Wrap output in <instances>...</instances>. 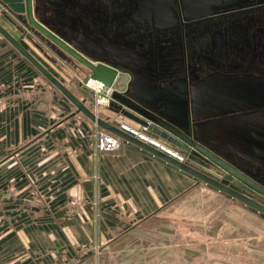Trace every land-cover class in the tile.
Segmentation results:
<instances>
[{
  "label": "flooded vegetation",
  "instance_id": "1",
  "mask_svg": "<svg viewBox=\"0 0 264 264\" xmlns=\"http://www.w3.org/2000/svg\"><path fill=\"white\" fill-rule=\"evenodd\" d=\"M31 10L84 60L125 70L118 75L127 83L121 107L165 117L264 190V0H31ZM16 22L89 78L82 63L25 19ZM108 105L120 107L112 99ZM188 148L184 159L189 153L264 206L262 190Z\"/></svg>",
  "mask_w": 264,
  "mask_h": 264
},
{
  "label": "crops",
  "instance_id": "2",
  "mask_svg": "<svg viewBox=\"0 0 264 264\" xmlns=\"http://www.w3.org/2000/svg\"><path fill=\"white\" fill-rule=\"evenodd\" d=\"M6 14L0 25L54 70L43 38L21 32ZM96 127L0 35V264H98L99 249L198 188L190 175L130 144L95 153Z\"/></svg>",
  "mask_w": 264,
  "mask_h": 264
},
{
  "label": "rangeland",
  "instance_id": "3",
  "mask_svg": "<svg viewBox=\"0 0 264 264\" xmlns=\"http://www.w3.org/2000/svg\"><path fill=\"white\" fill-rule=\"evenodd\" d=\"M48 54L44 57L54 67L49 72L78 99L86 97L92 108L81 71L51 51ZM95 107L102 113L99 115L114 113L108 103ZM196 181L194 194L186 193L136 231L99 249L98 264H264L261 213L202 180Z\"/></svg>",
  "mask_w": 264,
  "mask_h": 264
},
{
  "label": "water",
  "instance_id": "4",
  "mask_svg": "<svg viewBox=\"0 0 264 264\" xmlns=\"http://www.w3.org/2000/svg\"><path fill=\"white\" fill-rule=\"evenodd\" d=\"M190 6L191 4L188 3ZM193 5V4H192ZM0 6L4 9L0 11V14L8 13L14 19L26 20V22L40 32L45 38L50 40L52 43L57 45L60 49L64 50L80 63H82L88 71V76L91 80L96 81L101 84L102 88L112 86L113 89H118V92H114L111 95V99L117 101L120 104L119 109L114 111L115 116L118 118H126L133 122L135 126H144L146 131L151 134L153 137L166 142L168 145H172L174 148L181 151H188L190 146L193 151L196 150L197 153L201 154L205 158L212 161L220 169L225 170L231 173L234 177L240 179L242 182H245L256 190L261 191L262 189L253 186L250 181L240 174V172L230 166L224 159L214 154L205 147L199 145L194 141L193 138H190L183 134L176 126H173L165 117H161L157 114L150 113L141 109H133L136 114L128 112L126 109L121 107V105L127 106L125 101H122V97L127 95V83L121 82L119 74L124 72L123 68H119L116 65H102V64H93L84 60L73 48H76L74 44L67 46L62 40L55 36L52 32L41 26L37 23L32 16L31 10V0H0ZM0 35L11 45L14 49L24 57L44 78L55 88L57 89L66 100H68L74 107L76 112H80L91 122H93L97 127L103 128L120 138L126 141L127 144H130L142 152L149 154L150 156L160 160L164 164L170 166L171 168L184 172L193 179H199L203 182L211 185L216 190L226 193L228 196L239 200L245 205L251 207L257 212L264 214V206L243 194L233 190L228 185L225 184V181L220 180V177L208 169L199 166L194 163L191 159L179 160L173 154L167 150H163L161 147L155 146L153 143H146L135 136L129 134L125 128L120 124L118 118H100L96 113L90 110L85 104V99H78L74 94H72L60 81H58L48 70H46L15 38H13L1 25H0ZM118 70V71H116ZM119 72V73H117ZM134 126V127H135ZM194 154V153H193ZM261 192H264L262 190Z\"/></svg>",
  "mask_w": 264,
  "mask_h": 264
},
{
  "label": "built area",
  "instance_id": "5",
  "mask_svg": "<svg viewBox=\"0 0 264 264\" xmlns=\"http://www.w3.org/2000/svg\"><path fill=\"white\" fill-rule=\"evenodd\" d=\"M89 81H93L90 78L86 80L84 83L85 86L91 88V98L93 101L94 106L98 105H104L109 102L111 99V92L113 90L112 86L102 88L101 84L94 81V84L97 85H91ZM96 113V110H94ZM121 126L126 129V131L135 136L136 138L146 142V143H153L157 147H161L163 150L169 151L171 154H173L175 157H177L179 160H182L183 155L178 152L177 150L169 148L166 144L160 142L159 140L155 139L151 134H149L146 131V128L144 126H130L121 123ZM92 139H93V150L95 153H102V152H108V151H114L118 149L123 143H126L125 140L120 138L119 136L103 129L100 127H96L94 132L92 133ZM127 144V143H126Z\"/></svg>",
  "mask_w": 264,
  "mask_h": 264
},
{
  "label": "bare ground",
  "instance_id": "6",
  "mask_svg": "<svg viewBox=\"0 0 264 264\" xmlns=\"http://www.w3.org/2000/svg\"><path fill=\"white\" fill-rule=\"evenodd\" d=\"M93 85V84H92Z\"/></svg>",
  "mask_w": 264,
  "mask_h": 264
}]
</instances>
